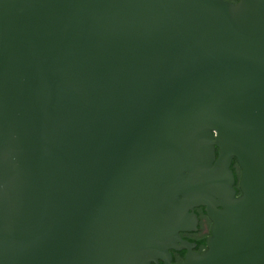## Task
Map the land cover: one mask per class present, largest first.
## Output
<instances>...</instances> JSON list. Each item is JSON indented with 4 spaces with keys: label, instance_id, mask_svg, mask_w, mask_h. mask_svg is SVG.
<instances>
[{
    "label": "water",
    "instance_id": "obj_1",
    "mask_svg": "<svg viewBox=\"0 0 264 264\" xmlns=\"http://www.w3.org/2000/svg\"><path fill=\"white\" fill-rule=\"evenodd\" d=\"M159 262L264 264V0H0V264Z\"/></svg>",
    "mask_w": 264,
    "mask_h": 264
},
{
    "label": "flooded vegetation",
    "instance_id": "obj_2",
    "mask_svg": "<svg viewBox=\"0 0 264 264\" xmlns=\"http://www.w3.org/2000/svg\"><path fill=\"white\" fill-rule=\"evenodd\" d=\"M232 3H236L238 0H224ZM231 170L233 171L235 177V185L236 195H240L239 191V177H240V169L237 166L235 160L232 161ZM192 213L195 216L196 221L193 225H190L189 228L185 231L179 233L182 240L193 245L192 250L197 253H202L206 249V242L208 237L210 236L211 229V221L205 212V207L198 206L193 208ZM172 256L173 263H182L186 256V250L180 251H170ZM159 264H162L159 262Z\"/></svg>",
    "mask_w": 264,
    "mask_h": 264
}]
</instances>
